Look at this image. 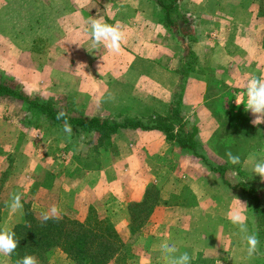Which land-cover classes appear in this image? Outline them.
Returning <instances> with one entry per match:
<instances>
[{
    "label": "rangeland",
    "instance_id": "374dc122",
    "mask_svg": "<svg viewBox=\"0 0 264 264\" xmlns=\"http://www.w3.org/2000/svg\"><path fill=\"white\" fill-rule=\"evenodd\" d=\"M45 1L0 0V84L22 92L29 99L46 103L57 112L63 111L69 118L94 116L118 123L136 120L147 125L156 117H170L169 112L176 111L174 94L171 97L162 94L163 89H167L170 77H164L166 83L163 84V89H154L158 82L156 78L159 77L149 68L151 66L140 64L141 56L148 60L146 50L158 47L162 55L159 61L165 60L166 69L195 72L199 68L196 67V58L191 52V43L203 34L215 31L203 21L205 12L189 11L182 6L190 5V2L203 4L205 0L179 1L176 13L171 15V19L178 24L176 30L164 26L162 13L154 0L145 1L152 4L154 10L143 12L130 9L128 4L141 3L142 0H78L88 2L87 7L82 10L85 17L95 15V18H102L109 24L117 19V25L126 33L127 39L122 43L121 53L117 55L116 75L111 76L108 74L111 71L110 61L105 56L109 54L107 49L103 46L98 49L90 47L87 28L61 35V29L47 25L45 18L50 19L51 14L48 15L40 7L44 6ZM241 1L244 2H232ZM247 1L249 5H254V10L257 8L253 14L250 12L252 17L264 24V0ZM141 13L153 18L156 24L150 26L143 22L147 20V16L144 15L146 18L142 19ZM38 15L42 17L39 21L42 25H36ZM178 16L185 19V33L181 31ZM224 17L229 21L238 18L237 15L231 18L229 13L226 16L220 15V18ZM126 19L133 23L130 34L129 27H125ZM137 22L145 26L142 27ZM158 24L164 28L158 27ZM146 28L155 38L144 37ZM226 29L227 32L230 31L229 27ZM231 30V36L236 38L235 42L228 44L232 50L238 54L243 51V54L252 56L262 53L264 27L258 30L255 27L247 28L246 35H242L241 28L232 26ZM66 54L68 59L64 57ZM257 56L234 60L239 68L248 71L252 70L257 61L263 63ZM167 57L172 60L167 61ZM67 62H70L69 67H66ZM142 70L152 72L148 80L142 78ZM204 74L208 84L211 83L208 85L209 93L227 90L217 78L216 71L207 69ZM248 77L264 79V74ZM178 87H182L181 82ZM108 94L113 95L115 100L96 103L98 96L106 98ZM153 95L160 97V102L168 99L169 106L163 115L149 109V103L156 100ZM214 99L209 98V103ZM213 108L220 113H216L218 128L208 143L197 149V154L203 156L208 165L223 166L226 169L224 178L229 187L223 186L211 172L205 173V165L192 155L186 157L168 154L165 157L170 162L168 171L153 172L154 178L145 188L151 198H158L157 205L152 208L143 226L129 236L127 215L124 219L108 216L107 209L95 210L91 205H85L79 210L65 209L62 199L67 198L61 199L64 187L69 190L76 188L77 183L90 172L99 170L110 162L114 153L110 146H114L115 134L108 138L102 137L81 131L72 125L73 134L69 138L62 130L64 119L53 123L40 112L29 110L21 102L0 98V134L9 136V139L0 141V222L10 225L12 217L9 218L8 214L14 213L6 205L13 194L20 193L23 207L18 212L21 222L26 209L41 217L44 209L49 210L52 205H56L60 216L68 214L82 221L87 212L93 210L98 217L104 216L113 227H121L118 232L129 248L125 264H165L158 247L165 240L175 243L180 253L188 252L192 257L191 264H264V186L257 185L264 181L258 175H253L252 171H247V175L240 170L247 154L258 152L259 155H253L264 158V123L254 125L246 117L240 121H232L228 112L220 111L218 105ZM178 117L183 131L189 132L191 127L186 122V115L179 113ZM168 122L175 135L182 134L183 131L175 121ZM228 151L240 157L239 165L229 163L226 156ZM248 163L253 164L252 159ZM193 180L199 185L208 184L203 194H199L200 190ZM239 182L255 188L259 210L240 193L237 187ZM198 196L202 199L201 202L196 200ZM235 198L246 204L249 233L255 232L260 241L259 253L252 258L247 256L246 241L242 240L238 230L227 219L229 210L237 206ZM156 207L165 212V217L169 216V223L156 222L155 217H152ZM125 213L127 214V207ZM0 258H5V264H12L8 257ZM46 264L73 263L56 251Z\"/></svg>",
    "mask_w": 264,
    "mask_h": 264
},
{
    "label": "crops",
    "instance_id": "0c3cea01",
    "mask_svg": "<svg viewBox=\"0 0 264 264\" xmlns=\"http://www.w3.org/2000/svg\"><path fill=\"white\" fill-rule=\"evenodd\" d=\"M145 1L147 0H142L141 3L128 2V4L132 10L137 9L142 12L148 11L149 9L154 10L152 4ZM181 1L184 2L183 0ZM214 1L215 2L212 0H205L203 4L198 2L191 4L190 2V5L184 3V5H182L189 11L199 10L205 12L203 21H205L207 25H210L212 30L215 29V31L207 32L199 37L198 40L191 43V52L196 58V67H198L199 70L196 69L195 72H190L183 77L180 76L178 74L179 71L174 68L171 70L166 69L165 60L162 62L159 61L162 59V55L158 47H152L146 50L145 54L148 60H144L143 56H141L140 59L141 65H146L147 67L151 66L149 68L153 69L159 77V79L156 78L158 82L157 85L154 86V89L155 87H161V89H163V84L166 83L164 77L168 76L170 77V82L167 89H163L162 94L165 93V95L171 97L176 91L180 92V104L178 108L180 113L186 115L187 124L195 129L194 140L196 142V152L198 151L197 149H200L201 146L208 143L218 128V122L212 114V110L207 107L209 98H206V89L210 84H208L209 82L204 74L205 70L211 69L216 71L219 81L227 87L226 91H219L212 97L213 99L215 98L214 105H218L221 111L230 112L235 118H237V114L241 117H246L250 123H252L255 117L250 111L245 110L243 104H237L236 101H243L246 104L247 97L245 86L246 82L250 79L248 76H256L259 74L263 76L264 74V50L258 56L257 54L254 55L260 60H263V63L257 61L251 68L252 70L247 71L239 68L235 60L245 57L254 58V56L245 55L243 51L239 50L238 51L242 54H238V52L232 50L228 45L236 40V38L231 36L232 26L241 28L242 35H246L247 28L255 27L258 30L264 27V24L259 20L255 21V17H252V14L257 8L254 10V5H249L246 0H244V2H232L233 0ZM87 3L88 2H79L78 0H46L44 6L40 7L46 11L45 13L48 15L51 14L50 19L45 18L47 20H45L47 25L61 29L59 33L64 35V33H71L68 31L87 28L88 24L86 22L95 18V15L91 17H85L83 15L82 10L87 7ZM72 4H74V6H72ZM250 12H252V14ZM228 13L231 18L234 15H237L238 18H232L230 21L226 17L220 18V15L226 16ZM144 15L146 14L141 13V18L143 19L147 16V20L143 22L150 26L156 24L153 18H148V15ZM36 19V25H42V22H39L42 20V17L38 15ZM174 22L177 23L176 20H174ZM124 23H126L125 27H129L128 31L130 34L133 27L132 21L130 22V20L126 19ZM113 24H117V19L113 21ZM139 25H142V27L145 26V24L141 22ZM158 27L164 28L161 24H158ZM228 27L230 31L227 32L226 28ZM145 30L144 37L155 38V36L148 32V28ZM145 41L148 42V39ZM125 53L126 52H124V54ZM105 56L110 61L109 65L111 71H109L108 74L111 76L116 75L118 56L111 53ZM64 57L68 59L67 54ZM129 57L132 58L131 56ZM69 58L72 59V56L69 55ZM166 59L167 61L172 60V58L169 57ZM133 61L134 59H132V63ZM135 62H137V58ZM67 63L68 66L66 67H69L70 62ZM260 65H263V67H260ZM142 74V78L148 80L152 72H145L142 70ZM180 82L182 87L179 89L178 84ZM153 96L156 97V100H152V102L149 103V109H151L153 113L163 115L169 106L168 99H166L165 102H160L158 101L160 97L156 95ZM235 121L238 120L236 119ZM3 139H9V136L0 134V141H3ZM114 141V146H110V150L114 152L113 157L110 158L108 164L99 170L90 172L82 181L77 183L76 188L70 190L67 187L63 188L64 191H61V199L63 197L67 198L62 199L65 209L79 210L85 205H91L95 210L107 209L108 212H106V214H108V216L113 215L124 219L126 216L125 208L129 203H136L142 199L146 186L150 183V180L154 178L153 172L168 171L170 162L165 159L168 154L186 157L191 156L189 151L180 150L174 143L166 142L163 135L155 130H120L114 135ZM253 154L259 155L260 153L247 154L240 167V170L244 171L247 175V171H252L253 164L248 163V160H251V157L254 156ZM1 160L2 158L0 157V161ZM204 168L206 169V167ZM204 171L205 173L209 172L208 169ZM134 172L139 173L136 174ZM144 172L145 174H143ZM147 172L150 174L147 175ZM166 180L167 179H163V181ZM192 182L196 185V188L198 187L197 189L200 190V195L203 194L202 192L206 191L205 188L208 185L207 183L199 185L196 180ZM257 185L264 186V182H258ZM199 196L196 200L201 202L202 199H199ZM163 210H165V208H163ZM44 211L47 212L48 210L44 209ZM164 214L165 212L162 211L161 208L156 207L152 212V217H155L157 223L167 224L171 219L168 218L169 216L165 217ZM8 215L9 218L12 217L10 225L6 224V222L5 224L0 222V229H11L16 223H21V215L19 212L14 213V215L9 213ZM100 217L104 218L102 215ZM15 218L17 220L14 221ZM114 228L117 232L121 229V227L118 228L116 226ZM0 264H5V258H0Z\"/></svg>",
    "mask_w": 264,
    "mask_h": 264
},
{
    "label": "trees",
    "instance_id": "16d2710c",
    "mask_svg": "<svg viewBox=\"0 0 264 264\" xmlns=\"http://www.w3.org/2000/svg\"><path fill=\"white\" fill-rule=\"evenodd\" d=\"M179 1L154 0L155 5L162 13L164 26L172 30L178 29V24L171 19V15L176 13ZM178 18L179 24L182 26L181 31L187 32L185 30L187 26L185 25L184 17L178 16ZM178 71V74L183 77L190 72V70ZM215 93H209V88L206 89V98L214 97ZM174 97L176 111L172 110L169 112L170 117H156L155 120L147 125H143L136 120H125L118 123L98 117L83 118L78 116L75 118L66 117V119L70 125L81 129V131L91 132L107 138L120 130H155L163 135L166 142L174 143L180 150L189 151L194 158H197L205 165L209 172L218 177L223 186L229 187L224 178L226 169L223 166L212 167L208 165L205 158L197 154L194 140L195 129L191 128L189 132H184L178 117L180 113L178 108L180 92L174 94ZM0 98L21 102L29 110L40 112L53 123L59 121L56 119L59 112L53 110L51 106L46 103H40L36 99H29L16 89L0 84ZM214 103L215 101L208 103L207 107L212 110V114L217 120L216 113L219 112L214 110ZM228 116L238 121L244 118L237 115V118H235L230 112H228ZM169 120L176 122L178 128L183 131L182 134L175 135L172 132L171 126L167 124ZM237 187L240 193L253 203L255 209L259 210L255 188L246 186L243 182L237 183ZM149 194L148 189H146L139 202L127 205L126 215L129 218V226L127 228L129 236H132L133 233L143 226L152 208L157 205L158 201L156 199L158 198H151ZM11 230L15 232L16 239L19 240L18 248L11 257H8L12 264H16V261L25 255H33L40 264H46L56 251L61 252L73 264H125L127 256H129L128 245L122 236L108 220L98 217L93 210H89L82 221L64 214L59 219H49L47 222L42 223L41 217L26 209L24 210L23 221L14 225Z\"/></svg>",
    "mask_w": 264,
    "mask_h": 264
},
{
    "label": "clouds",
    "instance_id": "9594fccd",
    "mask_svg": "<svg viewBox=\"0 0 264 264\" xmlns=\"http://www.w3.org/2000/svg\"><path fill=\"white\" fill-rule=\"evenodd\" d=\"M86 29L90 37V47L98 49L103 46L107 51L114 55H119L122 51V43L127 39L125 31L117 24H109L104 22L102 18H92L86 22ZM246 104L243 101L236 103L243 104L246 111H250L255 119L252 121L254 125L264 123V79L252 77L246 82ZM107 101H114L115 97L111 94L105 98L98 96L96 103L100 104ZM56 119H64L63 132L71 138L73 134L72 125L66 119V113L61 111L57 113ZM229 163L239 165L241 163L238 155H233L231 151L226 152ZM253 161V175H258L261 181H264V158L251 157ZM236 199V198H235ZM237 206L233 207L227 213V219L238 230L242 240L246 241V253L249 258L259 253V238L255 232L249 233L247 206L239 199ZM15 213L22 210L21 194L15 193L6 205ZM60 210L56 205H52L47 212L41 214V222H47L49 219H59ZM19 240L11 229H0V256L11 257L18 248ZM159 251L165 261V264H191L192 257L188 252L180 253L175 243L167 240L160 243ZM16 264H39L38 259L33 255H25L18 259Z\"/></svg>",
    "mask_w": 264,
    "mask_h": 264
}]
</instances>
